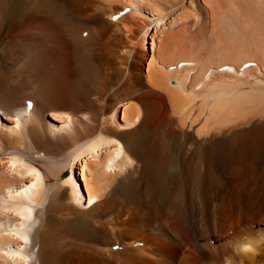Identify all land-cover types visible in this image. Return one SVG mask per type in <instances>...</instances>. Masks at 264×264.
<instances>
[{"label":"bare ground","instance_id":"bare-ground-1","mask_svg":"<svg viewBox=\"0 0 264 264\" xmlns=\"http://www.w3.org/2000/svg\"><path fill=\"white\" fill-rule=\"evenodd\" d=\"M0 264H264V0H0Z\"/></svg>","mask_w":264,"mask_h":264},{"label":"rangeland","instance_id":"rangeland-1","mask_svg":"<svg viewBox=\"0 0 264 264\" xmlns=\"http://www.w3.org/2000/svg\"><path fill=\"white\" fill-rule=\"evenodd\" d=\"M211 41H212V39H211ZM212 54H218V50H217L215 47H214V49L212 50ZM211 69H212V68H211ZM211 71H212V70H211ZM211 71H210V72H211ZM210 72H209V73H210ZM209 73H208V74H209ZM27 88H28V87H25L24 89H27Z\"/></svg>","mask_w":264,"mask_h":264}]
</instances>
